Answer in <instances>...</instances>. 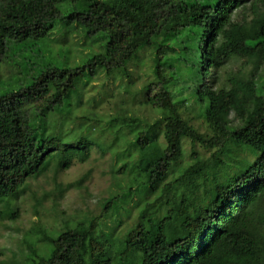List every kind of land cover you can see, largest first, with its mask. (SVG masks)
Wrapping results in <instances>:
<instances>
[{"label": "trees", "instance_id": "obj_1", "mask_svg": "<svg viewBox=\"0 0 264 264\" xmlns=\"http://www.w3.org/2000/svg\"><path fill=\"white\" fill-rule=\"evenodd\" d=\"M60 2L0 0V65L9 58V42L44 40L57 21L107 41L104 52L82 66L48 65L31 84L0 94V203L14 201L54 157H90L89 142L39 139L31 124L61 108L87 73L122 70L141 50L153 49L156 81L145 87L144 105L162 118L118 130L134 136L131 146L145 161L139 166L131 155L134 164L122 168H134L132 184L100 215L45 233L27 264H264V114L252 119L264 109V89L257 87L264 0H88L85 10L65 14ZM177 51L190 80V94L179 103L169 88L182 72L165 69L168 53ZM232 59L249 70L221 83L219 72ZM181 109L207 126L204 133L188 129L190 150L183 147L188 134L169 145L162 128ZM210 179L217 185L203 191L198 205L187 191L175 194L177 187ZM134 196L137 219L121 232Z\"/></svg>", "mask_w": 264, "mask_h": 264}, {"label": "rangeland", "instance_id": "obj_2", "mask_svg": "<svg viewBox=\"0 0 264 264\" xmlns=\"http://www.w3.org/2000/svg\"><path fill=\"white\" fill-rule=\"evenodd\" d=\"M60 1L64 14L85 10L88 2ZM101 38L102 34L87 36V30L79 25L57 21L44 40H28L20 44L9 42V58L0 65V94L31 84L48 65L61 68L82 66L93 56L104 52L107 41ZM181 53H168L166 72L170 69L184 72L188 62L182 59ZM153 58V49L145 48L122 70L108 73L99 68L94 75L87 73L61 108L46 117L36 116L31 122L40 129L39 139L57 137L63 145L73 146L82 141L89 142L92 145L90 157L85 161L76 158L71 162L66 156L54 157L45 164L48 168L44 172L27 180L14 201L0 203V264H27L30 252L40 249L45 241V233H53L61 223L100 215L107 202L120 198L127 191L136 174L132 172L134 168L127 171L122 168L134 164L133 161H138L139 166L141 161L144 164L145 161L131 146L134 136L125 131L117 133L126 124L142 127L144 122L154 123L162 118L161 114L144 105L145 87L156 81ZM238 70L246 73L249 68H244L241 60H230L219 72L221 83H227L228 76ZM183 72L169 88L177 103L190 94V89L186 88L190 80ZM257 87L261 91L264 89V67ZM263 114L262 108L252 119ZM190 127L202 133L207 131L202 119L189 118L182 109L173 119L162 124L168 133L169 145L176 144L178 135L188 134L183 141L186 150L191 148ZM186 160L189 161V156ZM191 185L177 187L175 194L187 191L193 194L198 205L203 191L206 188L213 190L217 182L215 184L210 179L206 183L199 181L196 186ZM173 196L174 193L171 194ZM136 203L138 198L134 196L126 207L132 209ZM121 213L124 215V209ZM137 216L138 210L132 209L131 217L124 218L119 230L123 232L130 228Z\"/></svg>", "mask_w": 264, "mask_h": 264}]
</instances>
